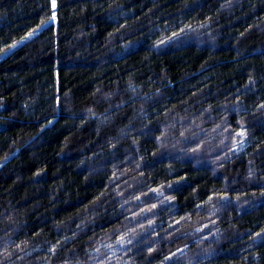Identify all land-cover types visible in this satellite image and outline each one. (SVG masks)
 Here are the masks:
<instances>
[{
	"label": "trees",
	"instance_id": "16d2710c",
	"mask_svg": "<svg viewBox=\"0 0 264 264\" xmlns=\"http://www.w3.org/2000/svg\"><path fill=\"white\" fill-rule=\"evenodd\" d=\"M0 264H264V0H0Z\"/></svg>",
	"mask_w": 264,
	"mask_h": 264
},
{
	"label": "rangeland",
	"instance_id": "374dc122",
	"mask_svg": "<svg viewBox=\"0 0 264 264\" xmlns=\"http://www.w3.org/2000/svg\"><path fill=\"white\" fill-rule=\"evenodd\" d=\"M34 34H29L24 39L20 40L19 42L15 43L13 46L9 47L7 50L3 52L0 56V60L10 55L15 49H17L19 46H21L24 42H26L28 39H30Z\"/></svg>",
	"mask_w": 264,
	"mask_h": 264
}]
</instances>
